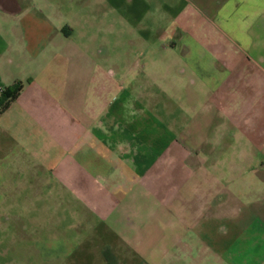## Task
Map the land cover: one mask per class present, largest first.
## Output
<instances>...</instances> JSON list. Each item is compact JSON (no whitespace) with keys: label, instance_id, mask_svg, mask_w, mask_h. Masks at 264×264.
<instances>
[{"label":"crops","instance_id":"crops-1","mask_svg":"<svg viewBox=\"0 0 264 264\" xmlns=\"http://www.w3.org/2000/svg\"><path fill=\"white\" fill-rule=\"evenodd\" d=\"M54 1L0 0V96L23 84L0 115L6 263L152 264L122 233L136 225L137 201L157 199L160 175L185 168L194 135L199 165L229 168L230 183L243 179L264 213V0H104L141 41L125 69L105 48L79 49L60 26L71 10ZM163 192L162 206L180 212L183 226L214 225L201 220L204 206L186 209L181 195L173 204L167 183ZM43 199L58 211L76 207L41 227L65 234L7 241L14 216L34 215L33 202L17 201ZM22 229L31 230L23 221ZM244 258L233 264H264V245Z\"/></svg>","mask_w":264,"mask_h":264},{"label":"rangeland","instance_id":"rangeland-1","mask_svg":"<svg viewBox=\"0 0 264 264\" xmlns=\"http://www.w3.org/2000/svg\"><path fill=\"white\" fill-rule=\"evenodd\" d=\"M54 2L63 11L71 10V23L60 26L66 28V32H70L69 35L74 38L79 49L90 52L105 48L110 53L109 60L121 65L123 69L134 61L133 51L136 44L141 41L134 37V30L129 25L119 23L104 0H55ZM95 57H97L96 53ZM188 138L190 140L188 150L183 152V156L188 160L185 168L172 167L167 169V174L160 175L153 188L157 199L152 197L137 201V216L134 218L136 225L126 226L125 232L122 233L129 242V250L136 257L149 260L152 264H233L234 261L244 260V256L247 258L250 256L253 246L264 245V231L259 228L261 227L259 221L264 222V213L255 203L251 207V200L255 199V195H248L245 192L243 179H239L236 184L230 183L232 174L229 168H216L211 162H204L205 166L199 165L197 158L201 153L196 152V146L193 148L194 141H197L198 137L195 138L194 135ZM158 170L162 172L166 169L163 167ZM218 179H221V182ZM181 180L182 185L179 183ZM166 183L168 188L172 187L176 192H173L176 194L173 204L179 203L181 195L186 199V209L195 211L204 206L201 220L205 224L214 225H206L204 230L194 231L191 230L192 226L182 225L187 220L180 212L175 210L172 213L166 212L162 206ZM17 202L22 206H28L31 202L35 204L34 215L14 216L9 224L16 227L15 232L11 234L12 237H7L6 240L12 241L15 237L18 238L19 243L26 239L33 241L37 238V234L47 237L65 234L46 229L42 231L41 227L50 225L53 222L51 220L59 212L60 218L70 219L69 211L76 209L75 206H70L71 209L68 207L58 211L55 201L51 199ZM22 221L26 222L32 231L23 232ZM36 229H40V232L37 233ZM178 239L189 244L190 248L181 247L179 251L174 249L171 241L175 242ZM0 240L4 241L1 233ZM18 250L20 251V248ZM254 250L260 249L257 247ZM3 251V247H0V264H9L1 254ZM9 255L10 258L19 256L15 252ZM30 262L32 263L33 260Z\"/></svg>","mask_w":264,"mask_h":264},{"label":"trees","instance_id":"trees-1","mask_svg":"<svg viewBox=\"0 0 264 264\" xmlns=\"http://www.w3.org/2000/svg\"><path fill=\"white\" fill-rule=\"evenodd\" d=\"M22 90L23 84L21 82H18L2 92L0 96V115L3 114L18 98Z\"/></svg>","mask_w":264,"mask_h":264}]
</instances>
